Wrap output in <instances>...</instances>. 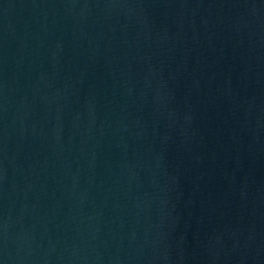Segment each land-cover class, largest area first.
Returning a JSON list of instances; mask_svg holds the SVG:
<instances>
[{"label":"water","instance_id":"water-1","mask_svg":"<svg viewBox=\"0 0 264 264\" xmlns=\"http://www.w3.org/2000/svg\"><path fill=\"white\" fill-rule=\"evenodd\" d=\"M0 264H264V0H0Z\"/></svg>","mask_w":264,"mask_h":264}]
</instances>
